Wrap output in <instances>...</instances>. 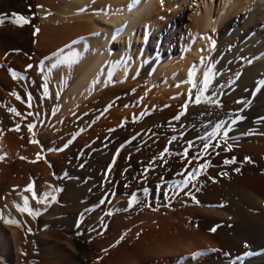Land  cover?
I'll use <instances>...</instances> for the list:
<instances>
[{
  "label": "bare ground",
  "instance_id": "1",
  "mask_svg": "<svg viewBox=\"0 0 264 264\" xmlns=\"http://www.w3.org/2000/svg\"><path fill=\"white\" fill-rule=\"evenodd\" d=\"M131 3L0 0V13L28 20L22 29L5 24L0 31V60L7 51L12 53L22 76L26 75V79L0 75V85L10 91L8 95L12 93L14 109L26 113V105L17 99L23 91L34 89L38 97L51 91L56 100L50 124L87 131L78 135L77 144L93 138L121 142L123 154L114 160L119 168L133 166L127 175L114 176L106 186V201L93 208L95 200L86 195L90 188L99 191L100 173L81 185L76 179L82 181V175L61 172L62 155H43L38 149L44 157L41 165L20 166L17 172L34 180L18 185V201L10 205L5 201L0 207V264H24L23 252L32 253L31 264H264V0H138L130 8ZM37 26L36 46L41 50L34 55L31 36ZM73 41L81 42L73 45ZM61 49L62 57L76 52L80 58L53 68L54 53ZM32 56L43 58L40 72L30 64ZM205 75L210 77L204 91L209 102L183 109L189 92L195 98L194 84L202 85ZM45 83L47 89L42 87ZM32 100V113L38 114L43 100ZM236 117L241 119L231 125L230 151L222 140L216 143L219 137L210 138L216 146L198 162L192 159L202 150L204 141L199 137L214 131L219 120ZM28 118L34 122L35 118ZM19 121L0 102V192L16 167L12 152L17 151L12 149L21 148L16 145L23 141L16 130ZM144 141L143 152L134 155ZM190 141L195 144L187 158L182 157L179 153ZM165 149L168 154L161 160ZM204 163L209 166L196 177L195 186L172 192ZM147 165L158 168L140 182L135 176ZM145 186L151 191L139 195L137 191ZM29 187L31 192L24 191ZM35 191L45 196L41 205L32 202ZM25 207L32 214L21 210ZM150 210L159 215L150 216L153 222L135 234L124 233L120 248L95 252L108 243L92 240L105 224H128ZM164 210L167 214L160 213Z\"/></svg>",
  "mask_w": 264,
  "mask_h": 264
},
{
  "label": "rangeland",
  "instance_id": "2",
  "mask_svg": "<svg viewBox=\"0 0 264 264\" xmlns=\"http://www.w3.org/2000/svg\"><path fill=\"white\" fill-rule=\"evenodd\" d=\"M0 18H4V23H0V31L2 30V29H4L5 28V26L6 25H14V26H16L17 28H19V29H22V28H24V27H26L27 26V24L26 23H24L23 21H21V20H19L17 17L15 18V17H12V16H10V15H7V14H2V13H0ZM9 21V22H8ZM12 21H15V23H13ZM9 23V24H8ZM2 24H3V26H2ZM6 24V25H5ZM19 26V27H18ZM23 26V27H22ZM37 29V30H36ZM36 29L32 32V36H31V42H32V46H31V48H32V52H33V54L35 53V54H38L39 53V51L41 50V48H39V45H37L36 46V44H37V39H38V36H39V33H40V27L39 26H37L36 27ZM35 40H36V42H35ZM35 43V44H34ZM5 54H7V55H5L4 57H3V59L2 60H0V75H6L8 78L10 77L11 78V76H13V72L16 74V78H19V77H21L22 76V73L24 74V72H22V70H21V68H20V66H18V62L16 63V58L15 57H13V55H12V53H10V52H6ZM34 54V55H35ZM12 55V56H11ZM9 58V59H8ZM13 58V59H12ZM35 59V58H34ZM12 60H13V62H12ZM30 60H31V62H30V64H34V66H35V69H36V67H37V69H36V71L37 72H40L39 70H42L41 69V65H44V60H43V58H37L36 60H33V56L30 58ZM36 61H37V63H36ZM41 62V63H40ZM9 64V65H8ZM39 65H40V67H39ZM2 66V67H1ZM7 66V67H6ZM18 68H17V67ZM7 68V69H6ZM15 68V69H14ZM40 68V69H39ZM19 71H18V70ZM11 70V71H10ZM18 72V73H16V71ZM5 71H6V73H5ZM12 72V73H11ZM22 72V73H21ZM20 74L21 76H18V75ZM25 78H26V75H23ZM14 77V78H15ZM1 87H0V102L2 103V105L5 107V109L8 111V112H10V113H13V112H11L10 111V109H13L14 107H13V105H12V103H13V99H12V93H10L9 95H8V93L10 92L9 90H7V89H5L2 85H0ZM3 87V88H2ZM5 90V91H4ZM34 91V92H33ZM29 94H31V96H32V98L35 100V103H38L39 102V100H43L42 101V108L39 106V104L37 105L38 106V108L40 109H38L40 112L38 113L39 114V117H38V119H37V115H35V114H37V113H34L33 112V114H34V116L33 115H31V116H29V117H31L32 119H36V121L37 122H35V119H34V122H29V118H28V116H25V114L28 112H31L32 113V108H30L29 106H28V103H29ZM34 94V95H33ZM9 98H11V100L9 99ZM32 98H30V103H31V107H32V103L34 102L33 100H32ZM40 98V99H39ZM44 98V99H43ZM10 101H9V100ZM19 100H21L19 103H21V104H23V106L25 107V105H26V107L24 108L25 109V111H26V113L25 114H22L20 111H18L19 113H21V116H17V115H15V113H13L14 115H15V117H17L18 119H20V121L16 124L17 126H16V128L18 127V128H21L20 130H18V132L21 134V136L22 137H20V139H21V141L23 140H25V143H24V145H21V143L23 142H21L20 143V145L18 144V145H16V147H18L19 148V146L21 147V148H19V149H22V150H26V148H25V146H28V149L25 151V153H24V151L22 152V154L21 153H19V149H12V151H17L16 152V154H15V152L13 153L12 152V154L10 153L11 152V149L10 148H12V145H8V147L9 148H7V149H9V153L12 155V160H14L16 163H15V169L13 170V172H12V175H11V179H9L8 180V183H7V185L5 186V188H4V190H2L1 192H0V207H2V205L4 206V204H5V201H6V205H10V203L13 201H15L16 202V198L18 197H16V195H18V189L20 188V186H18V185H21L22 187H23V185L25 184V182L26 183H28L29 181L28 180H30L31 178H33V177H30V179H29V177L27 176V175H24V177H23V175H21V176H19V174H20V172L21 171H18L20 168L22 169V168H24V167H28V168H31V165L30 164H32V167H34L35 165L36 166H40L41 165V163H39L40 161H42L43 159H44V157H41V155H39L40 153H41V150H42V152H44V154L43 155H45V154H47L48 156L49 155H52V154H60V155H62L63 157V159H62V165H63V168L61 169V172L63 173V174H74V175H82L83 176V179H82V181H79V180H77L76 179V182H79L81 185H85L86 183H88V181L91 179V178H93L95 175H97L98 173H100V174H98V176H99V180L97 181V183H98V186H99V191L98 190H94V189H92V190H87V195H86V198L87 199H90V200H95V201H93V208H98V207H100L101 205H103L104 204V202L106 201L105 199H106V195H107V192L105 191L106 190V186H107V184L108 183H112V180H115V175H119L120 177H123L124 175H127L128 173H129V171L131 170V168L133 167H122V168H119L120 166L118 165V162L117 161H115L116 159H118L119 157H121L122 156V154H123V150H124V144H122L121 142H116V141H107V140H100V138H93V139H90V140H85V141H87V142H80L79 144H77V141L79 140V137H82V135L81 134H84L83 136H85V134L87 133V131H85V132H80L79 133V130L76 128V127H72V126H64V125H55L54 123H52V124H50V122L48 121V118L51 116L50 115V111L52 112V110L54 109V107L53 106H55V101L54 100H56V99H54L53 98V94H52V92L50 91V92H48L45 96H43V97H38V95H37V93L35 92V90L33 89V90H31V93H28L27 91H23L22 92V95H21V99H19ZM10 102V103H9ZM43 107H44V111H45V114H44V111H43ZM30 111H29V110ZM43 111V112H42ZM43 116V117H42ZM52 118V117H51ZM43 119V120H42ZM46 121H48V125H46L47 124V122ZM21 123V124H20ZM20 124V125H19ZM23 124H25V125H23ZM29 124H34L35 125V127L31 130V131H29V129H28V125ZM41 125V126H40ZM52 125V126H51ZM39 126V127H38ZM60 126V127H59ZM44 127V128H43ZM49 128V129H48ZM56 128V129H55ZM61 128V129H60ZM63 128V129H62ZM75 128V129H74ZM28 129V130H27ZM39 129V130H38ZM50 129H52L51 131H53V133L52 132H49L50 131ZM58 129V130H57ZM60 129V130H59ZM27 130V131H26ZM47 130V131H46ZM57 130V134H55L56 131ZM67 130V131H66ZM65 131L67 132V133H65ZM77 132V133H76ZM25 133V134H24ZM54 134V135H51V134ZM63 133H65V134H63ZM69 133V135H67L66 136V134H68ZM76 133V134H75ZM24 134V135H23ZM49 134H50V136H49ZM26 135V138L27 139H24L25 136ZM73 135H75V136H73ZM78 135H79V137H78ZM69 136V137H68ZM40 137H42L43 139H40ZM50 137H53L54 139H53V142H50V141H48L47 142V140L50 138ZM68 138V139H67ZM74 138V139H73ZM65 139V140H64ZM27 140V141H26ZM33 140V141H32ZM42 140V141H41ZM60 140V141H59ZM95 140V141H94ZM31 141V142H30ZM76 141V142H75ZM19 142H20V140H19ZM27 142V143H26ZM100 142V143H99ZM103 142V143H102ZM146 141H144V143L141 145V147H140V144H139V147L135 150V151H133V154L135 155L136 154V156H138V155H140L142 152H143V150H144V148L143 147H145V146H147L146 144L147 143H145ZM32 143V144H31ZM34 143V144H33ZM36 143V144H35ZM56 143V144H55ZM81 143H83V144H81ZM87 143V144H86ZM117 143H118V145H117ZM120 143V144H119ZM53 144V145H52ZM86 144V145H85ZM122 144V145H121ZM113 145H114V147H113ZM39 148H38V147ZM52 146V147H51ZM13 147H15V146H13ZM33 147V148H32ZM136 147V146H135ZM30 148V149H29ZM41 148V149H40ZM32 149V150H31ZM35 149V150H34ZM39 149V152H37V150ZM53 149H61V151L59 150V151H55V150H53ZM123 149V150H122ZM29 150V151H28ZM21 151V150H20ZM28 151V152H27ZM54 151H55V153H54ZM138 151V152H137ZM115 153V154H114ZM137 153H138V155H137ZM23 154H24V156H23ZM42 154V153H41ZM119 154V155H118ZM21 155H22V157H24V158H22L21 157ZM26 156V157H25ZM11 157V156H10ZM38 157V158H37ZM39 157H41V158H39ZM38 159L39 161H35V159ZM102 158V159H101ZM114 158H115V160H114ZM20 159V160H19ZM36 159V160H37ZM41 159V160H40ZM33 160V161H32ZM141 160V159H140ZM139 160V162L140 163H142V161L143 160H141L140 161ZM26 161V162H25ZM98 161V162H97ZM96 162V163H95ZM138 162V163H139ZM27 163V164H26ZM36 163H39V164H36ZM52 164V163H51ZM50 163H49V165H51ZM17 165H18V167H17ZM25 165V166H24ZM21 166V167H20ZM95 166V167H94ZM100 166V167H99ZM112 166V167H111ZM115 166V167H114ZM20 167V168H19ZM102 167V168H101ZM158 167L156 166V168L155 167H151V166H148L147 165V169H148V171H147V175H145L144 173H145V170H146V167H145V170L143 169V168H141V170L143 171H140V174H137L136 176H135V178H138V179H140L139 181L140 182H144V181H146L148 178L147 177H149V174H150V172H152V171H154V169L156 170ZM98 169H100L101 170V172H99L98 171ZM118 169V170H117ZM126 169H128V170H126ZM122 170V171H121ZM109 171V172H108ZM114 171V172H113ZM121 171V172H120ZM124 171V172H123ZM128 171V172H127ZM19 174H18V173ZM23 172L24 171H22V174H23ZM96 172H98L97 174H96ZM111 172V173H110ZM31 173V172H30ZM29 172H28V174H30ZM105 173V174H104ZM107 173V174H106ZM110 174V175H109ZM112 174V175H111ZM114 174V175H113ZM86 175V176H85ZM105 176H108L107 178L105 177ZM112 176V177H111ZM28 177V178H27ZM103 177V178H102ZM142 177V178H141ZM146 177V178H145ZM65 178H67L66 177V175H65V177H61V180H65ZM85 178V179H84ZM87 178V179H86ZM103 180H102V179ZM110 178H111V180H110ZM114 178V179H113ZM144 178V179H143ZM22 180V181H21ZM24 180V181H23ZM33 180H34V178H33ZM106 181H109V182H106ZM103 182H104V185H103ZM158 186H160V187H162L161 185L162 184H160V183H158L157 184ZM13 186V187H12ZM103 186V187H102ZM48 187V186H47ZM47 187L45 188V190L47 189ZM105 187V188H104ZM17 188V189H16ZM49 188V187H48ZM101 188V189H100ZM148 188V189H147ZM144 189V190H143ZM146 190H147V192H146ZM47 191V190H46ZM60 191V190H59ZM96 193H95V192ZM98 191V192H97ZM105 191V192H104ZM151 191V187H149V186H145V187H143L142 189H139L137 192H138V194L140 195L141 193H144V194H148L149 192ZM5 192V193H4ZM89 192V193H88ZM93 192V193H92ZM3 193H4V195H3ZM43 193V192H42ZM60 194H61V192H59ZM100 193V194H99ZM6 194V195H5ZM35 194H36V197H38V200L40 201V202H37V199H35V200H33L32 202H34V205H41L42 204V202H43V199H44V197L45 196H42L41 195V193H38L37 191H35ZM98 194V195H97ZM3 195V196H2ZM92 195V196H91ZM101 195V196H100ZM8 196V197H7ZM91 196V197H90ZM166 196H167V194H166ZM4 197H7L8 199H10V200H8V199H6V198H4ZM42 197H43V199H42ZM4 199V200H3ZM6 199V200H5ZM42 200V201H41ZM100 200H102V201H100ZM8 201H9V203H8ZM18 201V200H17ZM4 202V203H3ZM170 203H168V205H169ZM153 211V210H152ZM151 210H150V212H148V213H146L145 215H144V217H137L135 220H133L132 222H133V224H132V222L131 223H128V224H125L124 222L121 224V225H119V224H117V223H114V222H112V221H109L107 224H105L103 227H102V229L100 230V234H96L95 236L96 237H94L92 240H94L95 238L97 239V240H106L107 242V244L106 245H104L103 247H102V249L100 250L99 248H98V250H96L95 252H97L98 254H102V253H109V252H112L113 251V249H114V251H116L118 248H120V246H121V244H122V241H123V236L125 235V234H135V232L137 231V230H140V228H142L143 226H146V225H148V224H150L151 222H153V218H152V221H151V217L150 216H154V215H159L158 213H155V212H159V211H156V210H154L153 212H152ZM163 212H166V213H163ZM152 213H153V215H152ZM160 213H163V214H167V210H164V211H162V212H160ZM149 215V216H148ZM104 218H105V216H104ZM103 218V219H104ZM149 218V219H148ZM145 219V220H144ZM146 219H147V221L148 220H150V222L148 223L147 222V224H142V223H144V221H145V223H146ZM32 220V219H31ZM141 220V221H140ZM140 222V223H139ZM140 224V226L138 225V224ZM5 225H6V223H5ZM126 225V226H125ZM124 226H125V228H124ZM134 228V229H132V228ZM130 228H131V230L133 231H131L130 230ZM126 230H128V232L126 231ZM130 230V231H129ZM131 232V233H130ZM139 232V231H138ZM125 233V234H124ZM98 237V238H97ZM107 237V238H106ZM111 239V240H110ZM120 245V246H119ZM25 246V244H23L22 245V249L24 250V248L26 247H24ZM114 246H115V248H114ZM104 247H106V248H104ZM108 247V248H107ZM111 247H113L112 249H111ZM107 251H106V250ZM111 249V250H110ZM110 250V251H109ZM25 251H26V248H25ZM100 253H99V252ZM104 251V252H103ZM13 251H10V253H12ZM102 252V253H101ZM115 253V255L118 253H116V252H114ZM23 254V256H26V261H25V263L24 264H31V262H30V260H31V258H30V255L32 254V253H27V252H23L22 253ZM26 254V255H25ZM122 254H124V253H122ZM29 256V257H28ZM124 256V255H123ZM118 258V257H117ZM13 262H15V260L13 261ZM29 262V263H28Z\"/></svg>",
  "mask_w": 264,
  "mask_h": 264
},
{
  "label": "snow or ice",
  "instance_id": "3",
  "mask_svg": "<svg viewBox=\"0 0 264 264\" xmlns=\"http://www.w3.org/2000/svg\"><path fill=\"white\" fill-rule=\"evenodd\" d=\"M138 2V0H132V3L129 5L130 8L134 7L135 4ZM19 20L23 21L24 23H27L28 20L27 18L23 17V16H20L18 17ZM13 23H15V21H12ZM0 23H4V18H0ZM122 31V29H119L117 30V34H119L120 32ZM81 41H73L72 44L75 45V44H78L80 43ZM68 48H71L72 45H68L67 46ZM64 49H61L59 52L57 53H54V56L57 58V64H54L52 65L53 68L55 67H58L60 63H63V62H66V61H72L73 58H76L77 60L80 58L79 57V53H76V52H70L67 56H63L62 57V53H64ZM32 66L29 65L28 66V69H30ZM41 68H43V65H41ZM13 76L15 77L16 74L13 72ZM109 76H111V73H109ZM209 76L208 75H205V78H204V81H203V84L202 85H195L194 84V87H196V95H195V98L193 99V95L191 92H189L188 94V99L187 101L185 102V104L182 106L183 109H187L188 105L189 104H200L202 102H209L208 101V97L204 96V91L206 90V88L208 87V81H209ZM20 79H26L25 77L21 76ZM42 87L44 89H47V84L45 83L44 85H42ZM57 96H59V93H57ZM30 98H31V94H29V103H28V106L31 107V103H30ZM17 99H20L19 96H17ZM212 103H215V100H212L211 101ZM11 112L15 113V115L17 116H21V113H19L16 109H10ZM184 112L182 111L180 114H178L176 117H174L173 119L178 121L180 119V116L183 115ZM31 115H34L33 113L29 112L27 114H25V116H31ZM35 115H39V114H35ZM241 119L240 117H236V119H221L219 120L217 123H215L214 125V131H211V132H208L206 135L204 136H201L199 137L198 139L204 141V143L202 144V150L200 151H197L194 156L192 157V159L196 160L197 162L199 160H201L206 154H208L209 152V149L210 148H213L215 147L216 145L213 144L211 142V139H215L217 137H219L220 139L216 141L217 144L220 143V140L223 141V146H225L229 151L232 149L233 145L231 143H228L230 137H229V132L231 131V125L232 124H235L238 122V120ZM225 125H229V127H225ZM35 127L34 124H29L28 125V128H29V131H31L33 128ZM223 129V131H221ZM16 130H19V128L17 127ZM211 138V139H210ZM176 137H172V140H175ZM31 142V141H30ZM195 144V141H190L188 142V147L187 149H185L182 153H179V155H181L182 157H185L187 158L188 156V151L192 149V147L194 146ZM55 151H59L61 149H53ZM168 154L167 152V149H165V152L162 153L159 157V159L163 160L164 159V156ZM235 161L234 160H227L225 161V163H228V164H231V163H234ZM189 163H191V160L189 161ZM209 165L207 163H204V164H200L199 167L195 168L194 171L192 172H189L187 177H185L182 181H180L178 184L174 185L172 187V192L173 193H177L178 194V190H182L183 188H187L189 186V184H193V182L195 181L196 177L201 174L203 171H205L207 169ZM187 169H185L186 171ZM147 171L148 169L146 168L145 170V175L147 174ZM177 175H183V172L181 173H177ZM193 186H195L193 184ZM198 190V189H197ZM24 191L26 192H31L32 189L29 187V188H26L24 189ZM186 195L188 193H185ZM32 196L34 199H37V202H40L38 200V198L36 197V194L33 192L32 193ZM54 198V197H53ZM28 197L25 196L24 197V203H25V206H27L28 204ZM135 199V198H133ZM193 199H195V197H193ZM17 208H20V205H17ZM22 211H28L29 214H32V210L30 208H27L25 207L24 209H21ZM110 214V213H109ZM9 222H13L14 221H9ZM214 231V229H213ZM205 253H197L195 255L199 256V255H204ZM239 259V258H237Z\"/></svg>",
  "mask_w": 264,
  "mask_h": 264
}]
</instances>
